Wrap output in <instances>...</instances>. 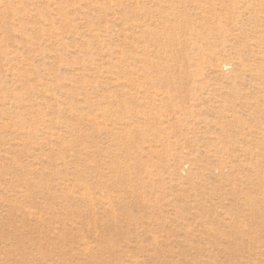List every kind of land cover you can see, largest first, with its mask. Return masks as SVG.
Returning <instances> with one entry per match:
<instances>
[{
    "label": "rangeland",
    "instance_id": "374dc122",
    "mask_svg": "<svg viewBox=\"0 0 264 264\" xmlns=\"http://www.w3.org/2000/svg\"><path fill=\"white\" fill-rule=\"evenodd\" d=\"M0 264H264V0H0Z\"/></svg>",
    "mask_w": 264,
    "mask_h": 264
},
{
    "label": "bare ground",
    "instance_id": "6f19581e",
    "mask_svg": "<svg viewBox=\"0 0 264 264\" xmlns=\"http://www.w3.org/2000/svg\"><path fill=\"white\" fill-rule=\"evenodd\" d=\"M92 122V121H91ZM92 123H94V122H92ZM244 227V226H243Z\"/></svg>",
    "mask_w": 264,
    "mask_h": 264
}]
</instances>
